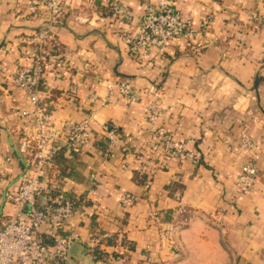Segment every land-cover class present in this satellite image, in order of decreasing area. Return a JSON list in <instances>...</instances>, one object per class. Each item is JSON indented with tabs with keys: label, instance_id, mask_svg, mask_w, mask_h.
<instances>
[{
	"label": "crops",
	"instance_id": "crops-1",
	"mask_svg": "<svg viewBox=\"0 0 264 264\" xmlns=\"http://www.w3.org/2000/svg\"><path fill=\"white\" fill-rule=\"evenodd\" d=\"M72 1L92 21L78 23L67 13L50 25L59 51L44 46L42 86L60 119L89 120L87 139L62 150L43 182L58 184L78 204L57 232L78 236L88 251L68 264H264V23L249 18H264V0H169L194 27L210 24L141 59L128 52L123 33L135 29L144 3L160 0H119L132 22L105 11L113 0ZM28 2L0 0V226L16 215L8 195L17 192L24 167L17 146L32 132L31 119L21 115L32 105L11 71L33 62L38 44L30 35L48 25L45 7L31 11ZM126 78L138 90L135 102L116 88ZM104 123L131 139L126 150L117 146L104 156ZM159 128L200 160L181 162L161 144L148 153L156 170L145 187L136 152ZM244 134L252 149L243 145ZM251 157L258 172L241 191L236 180ZM96 249L108 257L97 258Z\"/></svg>",
	"mask_w": 264,
	"mask_h": 264
},
{
	"label": "built area",
	"instance_id": "built-area-1",
	"mask_svg": "<svg viewBox=\"0 0 264 264\" xmlns=\"http://www.w3.org/2000/svg\"><path fill=\"white\" fill-rule=\"evenodd\" d=\"M40 6L45 7L48 25L30 35V39L38 44V53L30 65H20L11 71L14 85L28 95L32 105L30 110L21 111L22 116L31 119L32 132L24 133L17 146L24 167L17 179V192L8 195L16 204V215L0 226V264H67L70 245L81 241L76 235L57 232V228L77 211V202L68 197L58 184L44 187L43 182L48 179L49 169L54 166L55 159L62 150L65 148L75 150L87 139L89 120L68 123L60 119L42 95V86L45 83L48 64L44 46L51 43L54 49L59 51L54 43L50 25L67 13H71L78 23H90L92 15L83 7L75 6L72 0L28 2V9L31 11ZM143 9L135 29L123 33L128 52L135 59L146 57L153 47L161 53L164 52L166 45L177 37L193 39L210 24V21L206 20L202 23L201 29L194 27L191 19L184 16L169 0H160L156 5L144 3ZM105 11L115 18L119 17L129 22L133 20L132 15L119 0H113ZM249 18L254 23H264L263 17L250 15ZM55 65L62 67V59L55 60ZM88 66L89 63H86V67ZM115 85L128 102L138 100V90L133 80L121 79ZM109 89L112 92L113 85H110ZM96 97L92 94L91 100L94 101ZM103 131L107 140L104 156H112L117 146L125 150L129 147L131 139L124 137L114 124L104 123ZM242 142L249 149L254 145L246 134L243 135ZM161 144L171 156L181 162L191 159L197 163L200 160L199 155L188 149L184 142L175 141L164 128H159L155 139L143 143L141 149L136 152L137 172L146 176L145 187L149 186L150 177L156 170L149 160L148 153L158 150ZM128 167L127 163L122 164V168ZM257 172L255 157H251L243 165L236 180L238 188L241 191L249 190ZM42 195H47L43 203L39 202ZM121 201L128 202L129 196L123 194ZM154 219H158L157 214H154ZM92 241L96 242V239Z\"/></svg>",
	"mask_w": 264,
	"mask_h": 264
},
{
	"label": "water",
	"instance_id": "water-1",
	"mask_svg": "<svg viewBox=\"0 0 264 264\" xmlns=\"http://www.w3.org/2000/svg\"><path fill=\"white\" fill-rule=\"evenodd\" d=\"M258 83V77L256 79V84ZM88 251V248L82 246L81 244L75 242L72 243L68 249V260L67 264L70 262L72 257H80L83 253H86Z\"/></svg>",
	"mask_w": 264,
	"mask_h": 264
},
{
	"label": "trees",
	"instance_id": "trees-1",
	"mask_svg": "<svg viewBox=\"0 0 264 264\" xmlns=\"http://www.w3.org/2000/svg\"><path fill=\"white\" fill-rule=\"evenodd\" d=\"M136 174H137V176L139 178V181L141 183H144L146 176L145 175H142V174H139L138 172ZM94 253H95V255H96L97 258H106V257H108V255L106 253H104L103 251H101L99 249H96L94 251Z\"/></svg>",
	"mask_w": 264,
	"mask_h": 264
}]
</instances>
